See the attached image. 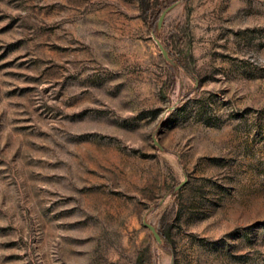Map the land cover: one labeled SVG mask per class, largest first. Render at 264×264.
<instances>
[{
	"label": "rangeland",
	"instance_id": "obj_1",
	"mask_svg": "<svg viewBox=\"0 0 264 264\" xmlns=\"http://www.w3.org/2000/svg\"><path fill=\"white\" fill-rule=\"evenodd\" d=\"M0 264H264V0H0Z\"/></svg>",
	"mask_w": 264,
	"mask_h": 264
},
{
	"label": "water",
	"instance_id": "obj_2",
	"mask_svg": "<svg viewBox=\"0 0 264 264\" xmlns=\"http://www.w3.org/2000/svg\"><path fill=\"white\" fill-rule=\"evenodd\" d=\"M163 13H164V10L160 12L157 20H156V24H155V28L157 29L159 27V24H160V20L163 16ZM157 47H158V50L161 54V56L163 57V59L167 62V63H172L171 59L169 58V55H168V52L167 50L163 47V45L157 40V39H154ZM178 185H176L173 189H175ZM143 226H145L152 234L153 238L155 239L156 242H159V237L155 231V229L153 228L152 225H150L149 223H146V222H142Z\"/></svg>",
	"mask_w": 264,
	"mask_h": 264
},
{
	"label": "trees",
	"instance_id": "obj_3",
	"mask_svg": "<svg viewBox=\"0 0 264 264\" xmlns=\"http://www.w3.org/2000/svg\"><path fill=\"white\" fill-rule=\"evenodd\" d=\"M138 2H139V5H141V6H144V5H146L147 4V2H148V0H138ZM156 29V28H155ZM170 65V64H169ZM158 237H159V244H162V242H164L165 241V239H163V238H161L159 235H158Z\"/></svg>",
	"mask_w": 264,
	"mask_h": 264
}]
</instances>
